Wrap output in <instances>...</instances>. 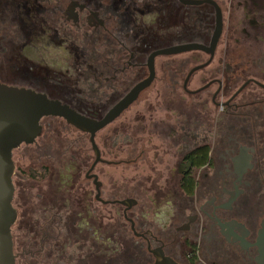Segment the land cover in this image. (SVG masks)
<instances>
[{
    "label": "flooded vegetation",
    "instance_id": "flooded-vegetation-1",
    "mask_svg": "<svg viewBox=\"0 0 264 264\" xmlns=\"http://www.w3.org/2000/svg\"><path fill=\"white\" fill-rule=\"evenodd\" d=\"M0 85L102 124L14 151L16 264H264V0H0Z\"/></svg>",
    "mask_w": 264,
    "mask_h": 264
},
{
    "label": "water",
    "instance_id": "water-1",
    "mask_svg": "<svg viewBox=\"0 0 264 264\" xmlns=\"http://www.w3.org/2000/svg\"><path fill=\"white\" fill-rule=\"evenodd\" d=\"M220 35L217 32L216 37ZM216 40V39H215ZM195 46H183L190 51ZM119 115L115 113L112 117ZM65 119L78 130L92 133L101 126L60 103L49 101L32 91L0 85V264H16L12 228L17 219L13 201L15 195L14 151L22 144H30L41 133L44 117Z\"/></svg>",
    "mask_w": 264,
    "mask_h": 264
},
{
    "label": "rangeland",
    "instance_id": "rangeland-1",
    "mask_svg": "<svg viewBox=\"0 0 264 264\" xmlns=\"http://www.w3.org/2000/svg\"><path fill=\"white\" fill-rule=\"evenodd\" d=\"M62 137H63V138H66V135L63 134ZM73 137H76V135L71 134L70 138H73ZM63 143H64V142H63ZM63 143H62V144H63ZM57 147H58V145H57ZM76 150L78 151V147L76 148ZM20 161H21V159H20ZM30 161H31L30 158H28V159H22V161H21V166H23V167L28 166Z\"/></svg>",
    "mask_w": 264,
    "mask_h": 264
}]
</instances>
